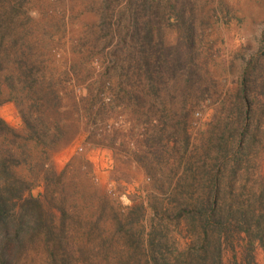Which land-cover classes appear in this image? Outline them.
I'll return each mask as SVG.
<instances>
[{"label":"rangeland","instance_id":"374dc122","mask_svg":"<svg viewBox=\"0 0 264 264\" xmlns=\"http://www.w3.org/2000/svg\"><path fill=\"white\" fill-rule=\"evenodd\" d=\"M0 117L27 194L95 264L129 229L202 245L197 203L264 200V0H0ZM219 228L205 264H264V231Z\"/></svg>","mask_w":264,"mask_h":264},{"label":"trees","instance_id":"16d2710c","mask_svg":"<svg viewBox=\"0 0 264 264\" xmlns=\"http://www.w3.org/2000/svg\"><path fill=\"white\" fill-rule=\"evenodd\" d=\"M247 71L243 78L239 98L244 106L241 115L248 126L252 116V99ZM247 127L241 134L245 135ZM8 132L19 135L16 129L0 117V264H74L84 261L95 264L91 253L94 247L86 242L70 245V240L56 229L46 216L43 201L27 194L30 187L13 165L21 162L15 155L16 139ZM212 191L219 190V177H213ZM194 220L199 222L195 230L205 234L202 245L190 243L181 247L175 235L150 230L148 233L129 229L125 235L126 245H121L114 255L107 253L105 263L96 264H205L206 240L211 229L236 228L254 233L264 231V200L254 210H235L219 201L218 196L202 200L192 208ZM237 212V213H236ZM52 218V217H51ZM262 236V234H259ZM65 238L67 240H65ZM263 243H264V238ZM174 246V247H171ZM34 251L35 254H31ZM34 263L27 262L29 259ZM26 261L23 263L22 261Z\"/></svg>","mask_w":264,"mask_h":264}]
</instances>
